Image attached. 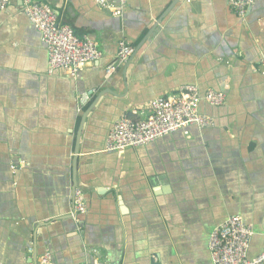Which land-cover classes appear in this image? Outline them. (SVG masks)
I'll return each mask as SVG.
<instances>
[{
  "label": "crops",
  "instance_id": "crops-1",
  "mask_svg": "<svg viewBox=\"0 0 264 264\" xmlns=\"http://www.w3.org/2000/svg\"><path fill=\"white\" fill-rule=\"evenodd\" d=\"M40 1L102 56L49 73L22 1L0 11V263L39 264L47 250L58 264H206L231 215L254 229L248 257L264 251V0L244 18L227 0H126L120 17L96 0ZM121 40L134 52L106 76ZM188 84L225 94L199 104L212 125L105 148L122 114L144 118Z\"/></svg>",
  "mask_w": 264,
  "mask_h": 264
},
{
  "label": "built area",
  "instance_id": "built-area-1",
  "mask_svg": "<svg viewBox=\"0 0 264 264\" xmlns=\"http://www.w3.org/2000/svg\"><path fill=\"white\" fill-rule=\"evenodd\" d=\"M29 22L40 32L48 56V72L64 68L72 76L89 63L99 60L102 52L97 43L88 36H77L73 29L58 22L56 11L40 0H21ZM254 0H227L229 7L240 18ZM97 4L120 17L126 0H96ZM9 0H0V11ZM134 52V48L123 40L118 43L115 58L105 67V75H111L122 62ZM260 72L264 76V56L260 60ZM89 96L85 94L83 100ZM223 92L207 89L200 94L198 88L188 84L177 92L158 95L148 104V114L144 118L133 119L127 114L111 126L105 141L107 150L118 151L127 146L145 145L175 131L187 133L189 126L204 128L212 125L209 116L200 113L201 101L218 106L224 102ZM73 215L84 213L86 204L81 187L72 186ZM254 229L238 215H231L213 228L209 235L208 250L210 262L206 264H264V251L249 258L248 250ZM30 251L32 247L28 248ZM2 264V263H0ZM39 264H58L52 261L49 251H44Z\"/></svg>",
  "mask_w": 264,
  "mask_h": 264
},
{
  "label": "water",
  "instance_id": "water-1",
  "mask_svg": "<svg viewBox=\"0 0 264 264\" xmlns=\"http://www.w3.org/2000/svg\"><path fill=\"white\" fill-rule=\"evenodd\" d=\"M76 153V150H75ZM75 166H76V156L73 157V172L75 173ZM76 183L75 179H74V184Z\"/></svg>",
  "mask_w": 264,
  "mask_h": 264
}]
</instances>
